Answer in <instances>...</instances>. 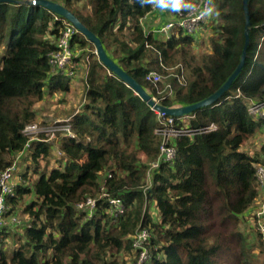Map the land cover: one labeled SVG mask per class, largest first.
I'll list each match as a JSON object with an SVG mask.
<instances>
[{"label":"trees","instance_id":"trees-1","mask_svg":"<svg viewBox=\"0 0 264 264\" xmlns=\"http://www.w3.org/2000/svg\"><path fill=\"white\" fill-rule=\"evenodd\" d=\"M12 1L0 3L1 169L26 149L29 125L50 124L38 111L46 96L69 91L72 81L54 75L49 64L63 18L28 0ZM51 1L73 13L108 57L169 108L199 103L218 91L239 66L246 44L244 0H211L216 31L199 58L194 35L174 29L160 37L146 30L150 0ZM179 1L184 8L194 0ZM249 10L250 44L240 76L218 102L190 114L193 129H217L179 139L175 161L162 163L152 177L149 165L162 142L155 134L157 114L101 63L84 35L73 36L72 46L84 51L80 58L91 49L84 103L66 118L72 137L61 135L55 151L56 142L44 133L46 142H31L24 151L32 166L7 203L11 213L21 208L27 221L21 235L13 228L0 234V264H130L131 258L134 264L141 254L134 240L144 230L150 234L145 264H257L256 246L248 245L239 223L261 197L254 173L264 165V139L255 153L242 148L263 132L249 107L264 102V0H250ZM154 72L160 76L156 84L146 80ZM111 200L124 207L116 218ZM151 204L161 222L149 213ZM254 222L257 228V214ZM255 231L263 252V235ZM12 234L17 240L11 252L2 245Z\"/></svg>","mask_w":264,"mask_h":264},{"label":"built area","instance_id":"built-area-1","mask_svg":"<svg viewBox=\"0 0 264 264\" xmlns=\"http://www.w3.org/2000/svg\"><path fill=\"white\" fill-rule=\"evenodd\" d=\"M170 3V0H150L151 13L156 12L160 7ZM176 11V12H175ZM174 11V20L166 23L158 29L152 31L160 37H170L172 30H181L187 34H197L202 27H204L209 21L210 12L212 11L211 0H194L192 3L184 8H177ZM62 30L59 38L56 41L57 49L50 55L49 64L52 68L54 75L68 77L74 80L78 76L79 63L77 61V54L75 48L72 46V38L77 33H80L75 26L67 21L62 20ZM81 34V33H80ZM86 61H89L86 58ZM147 81L154 84L160 81V76L157 73L148 74ZM87 84V82H86ZM153 100L160 104V101L153 97ZM158 116L159 126L155 129V134L161 138L160 155L157 161L150 165L149 174H152L158 170L162 163H173L177 157V141L185 136H194L196 134L215 131L210 125L200 129H193L190 125L182 123V119H188L191 116L186 115L183 117L167 116L165 113H159L155 108H151ZM249 113L259 119L262 122V131H264V102H250ZM55 131H60L62 135H69L72 137L70 120L65 119L55 125ZM62 131V132H61ZM43 132V128L40 124L34 123L29 125L24 134L29 139L26 145L27 149L31 148L30 143L39 139V136ZM46 135V134H45ZM49 141L48 135H46ZM24 151L17 155V157L11 162V164L5 168H0V234L8 229L13 228L19 224V216L15 213H11L7 200L15 193L16 185L14 183L15 173L18 171V160L23 156ZM151 168H153L151 172ZM255 181L260 189L264 190V165L260 164L255 169ZM111 205L117 207L118 214L115 218L124 213V207L120 200H111ZM87 205L94 209L96 203L93 200H89ZM257 231L264 236V223L258 224ZM150 234L144 230L137 234L134 240V249L140 250L141 254L137 262L134 264H145L149 259L148 251L145 248L146 242L149 240Z\"/></svg>","mask_w":264,"mask_h":264},{"label":"rangeland","instance_id":"rangeland-1","mask_svg":"<svg viewBox=\"0 0 264 264\" xmlns=\"http://www.w3.org/2000/svg\"><path fill=\"white\" fill-rule=\"evenodd\" d=\"M58 1L61 2V0H58ZM85 1H87V0H82L81 2H85ZM172 2H173V0H170V4H172ZM174 3H175V6L177 8H181V7H183L184 1H179L178 6H177L175 0L173 2V5H174ZM170 4H167V6H172ZM173 13H174V10H173ZM207 22L208 23L204 27H202L197 34H194V37L197 38V42H196V45L193 46L194 47L193 53L197 58H199L202 54L209 51L208 38L210 37V35L214 34L216 31V24L214 23V22H216V14H215L214 9H212V11L210 12L209 21H207ZM88 49L89 50H87V53L91 52L90 47H88ZM75 51H76V54L78 55L79 50H75ZM85 56H88V55H85ZM78 78L79 77H76L74 80L71 81V89L69 91L63 92V93L57 92V93L50 94V95L48 94L46 96L45 100L43 101V103H41L38 106V111L40 113L41 119H44L47 117L50 120V124H48L46 126L41 125V127L43 128L44 135L46 134L49 137L48 142L49 143L50 142H56L55 143L56 146L53 148L54 151L57 149V146H58L57 139H59V137L63 134V133H59L60 131H55V125H57L58 122L63 121L66 118H68L69 114L72 111L79 112L83 106V103H84L83 81L81 78H79V80H77ZM41 112H42V115H41ZM191 119H195V117L191 116L188 119H182L183 120L182 123H186L189 126L191 124ZM157 120H158V116H157ZM41 121L42 120H40L38 123L40 124ZM212 125H214V126H212L213 129L215 128V130H216L217 129L216 124H212ZM263 132H259V134L256 138L247 141L244 144L242 149L249 151L250 153H255V152L259 151L260 147H261L260 143L264 139V133ZM36 142H46V140L41 139V137L39 136V139L35 140L32 143H36ZM51 161H52V164H54V166H56L55 165V159H51ZM152 163L153 162H151L150 165ZM29 165L32 166L30 155L25 156L23 154V156L18 160V171L15 173V178H14L15 185H18V184L21 185V184L25 183L21 176L23 173H26V171H28L27 167ZM41 165H42V167H44L46 165V162L41 161ZM152 170H153V168H151V172H152ZM30 173L32 175H34L32 172H30ZM154 174L155 173H153L152 175L154 176ZM31 179L34 180V177H32ZM148 183L151 184L150 181H148ZM259 190L261 192V197L256 201L255 206H254V210H252V211H250L244 215H241V221L239 223V229L247 237L248 245L249 246H256L255 248L253 247V252H252L255 255L256 263L257 264H264V251L262 252V247L258 246L259 238H258L257 232L255 231V230H257V228L255 227V222H254V216L256 214L259 217V219L261 220L260 224H263V221H264V190H262L260 188H259ZM20 205H24V204H20ZM156 208L157 207L155 205L151 204L148 211L151 214V216L153 217L154 221L159 222L161 220H160L159 212ZM21 210L22 209L20 208L17 212H15V214L20 216V217H19V224L17 226L13 227V231L20 233V235L23 232L22 227L25 224V221H27V217L22 214ZM5 240H6V243H4V245H2V248H4L7 251L12 252V250L14 249V246H15V242L17 240L16 234H12V235L7 236V238ZM263 240H264V236H263ZM159 257H161V256L159 255ZM132 261L133 260L131 258L130 264L133 263Z\"/></svg>","mask_w":264,"mask_h":264},{"label":"water","instance_id":"water-1","mask_svg":"<svg viewBox=\"0 0 264 264\" xmlns=\"http://www.w3.org/2000/svg\"><path fill=\"white\" fill-rule=\"evenodd\" d=\"M13 2L12 0H0V3H10ZM16 2V1H14ZM249 2L250 0H244V11L246 15L247 25H246V44L243 50V54L241 57V61L237 69L234 73L230 76L228 81L213 95L208 97L207 99L185 107H173L169 108L160 104H157L153 98L145 91V89L129 74H127L122 68H120L110 57H108L100 39L91 32L73 13H71L67 8H65L60 3L52 2L51 0H28L24 2L27 5H37L44 7L51 12L55 13L56 15L66 19L67 21L71 22L75 28L85 36L87 41L95 47V54L97 55L98 59L101 63L108 68L109 71L117 75L120 79H122L128 86L134 89L135 93L140 96V98L147 103L151 108H155V110L159 113H165L167 116L173 117H183L186 115H190L193 112L211 107L216 102H218L227 91H229L230 87L233 85L234 81L240 76L247 58V51L250 44V28H251V16L249 10Z\"/></svg>","mask_w":264,"mask_h":264},{"label":"crops","instance_id":"crops-1","mask_svg":"<svg viewBox=\"0 0 264 264\" xmlns=\"http://www.w3.org/2000/svg\"><path fill=\"white\" fill-rule=\"evenodd\" d=\"M174 20V15H173V9L172 6H167L164 5L162 7H160L156 12L150 14L149 16H147L144 19L143 24H145V28L148 32L150 31H154V29H158L160 27H162L163 25H165L166 23L170 22ZM84 51H78V55H77V61H78V65H79V72H78V76L79 78L82 79L83 81V91L86 88V78H87V73H86V69H85V62H86V58L87 56L84 55V58H80V54H82ZM86 55H88V53H86ZM79 78L77 80H79ZM71 89V86H70ZM85 92V91H84Z\"/></svg>","mask_w":264,"mask_h":264},{"label":"clouds","instance_id":"clouds-1","mask_svg":"<svg viewBox=\"0 0 264 264\" xmlns=\"http://www.w3.org/2000/svg\"><path fill=\"white\" fill-rule=\"evenodd\" d=\"M175 2H176V4H177V6L179 5V0H175ZM161 105V104H160Z\"/></svg>","mask_w":264,"mask_h":264},{"label":"bare ground","instance_id":"bare-ground-1","mask_svg":"<svg viewBox=\"0 0 264 264\" xmlns=\"http://www.w3.org/2000/svg\"><path fill=\"white\" fill-rule=\"evenodd\" d=\"M251 215V214H250ZM161 222V221H160ZM160 224V223H159ZM257 224V223H256ZM233 242V241H232ZM235 245V244H234ZM236 248V247H235ZM236 255V254H235ZM236 257V256H235ZM237 258V257H236ZM255 258V257H254Z\"/></svg>","mask_w":264,"mask_h":264}]
</instances>
